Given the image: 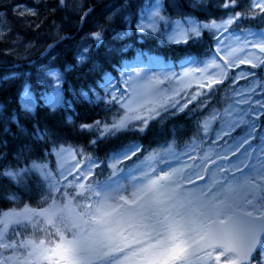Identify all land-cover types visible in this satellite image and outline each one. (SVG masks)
Returning <instances> with one entry per match:
<instances>
[{"label": "snow or ice", "instance_id": "obj_1", "mask_svg": "<svg viewBox=\"0 0 264 264\" xmlns=\"http://www.w3.org/2000/svg\"><path fill=\"white\" fill-rule=\"evenodd\" d=\"M40 6L0 0L8 51L46 61L2 77L18 82L19 108L0 104V264H264V29L244 26L264 24V0H219V18L210 0L105 5L59 67L58 44L74 39L60 24L46 46L18 31L40 28ZM43 9L78 24L94 12L78 0ZM107 31L135 37L106 51L118 76L92 60ZM151 40L176 58L134 48ZM70 75L91 76L78 95L104 118L65 115ZM68 124L86 143L69 142Z\"/></svg>", "mask_w": 264, "mask_h": 264}, {"label": "trees", "instance_id": "obj_2", "mask_svg": "<svg viewBox=\"0 0 264 264\" xmlns=\"http://www.w3.org/2000/svg\"><path fill=\"white\" fill-rule=\"evenodd\" d=\"M34 0H22V2H25L29 5H33ZM85 4L88 5L86 8H94V12L87 18L86 23H84L81 30H79L80 24L76 22V15L72 14L69 15L68 13H60L59 15H52L49 13L44 12L43 4L44 3H51V0L49 1H41L40 11L43 13L42 17V23L39 29H36L35 31H29L25 32L23 30V33L27 36L28 40L35 41L38 44L37 45H43L46 46L48 43H51V37L55 34L56 29L53 27V23L60 24L63 28V31L60 33L61 35L68 36V37H74V39H68L65 40L63 43L58 45L57 51L55 55L57 56L56 60V66L59 67L65 60L70 59L72 52L75 50L74 43L75 41L85 32L89 31L94 25L97 24H104V20L102 18V13L106 14L104 12L105 5H110L114 3H119L121 0H84ZM169 0H165L164 4L167 7ZM188 0H185V3H187ZM245 0H241V3H244ZM210 3L213 5V7L209 10L212 13L215 14L216 18H219L221 15L225 14V10L222 8L217 7L216 5L219 3V0H210ZM35 6V5H34ZM2 10V9H0ZM238 10V9H237ZM168 13L170 15H175V13L172 12V9H168ZM192 14L196 16L199 19H203L205 13L199 11V10H193ZM43 25V26H42ZM261 23L258 21H251L249 24H245V27L251 26L253 28H260ZM135 39V37H131L130 44H132V41ZM122 42H117L110 37H108L107 34H105V41L103 44H101L98 48H96L93 51L92 60L94 62H99L100 64L104 65L105 69L108 71H112V73L116 76H118V72L113 71L111 66L107 63V57H106V51L109 47L118 48L120 47ZM134 48H143V50H157L156 55H160L163 58L167 59H175L176 56L173 52L168 51V49L158 44L155 40L146 41L143 44H136ZM134 53V50H130L127 54V59H131V54ZM1 54V52H0ZM38 56V55H37ZM1 58L3 59V67H0V79L6 74H9L10 72L16 71L15 64L19 61H16L15 57L8 54V55H1ZM120 59L118 55L115 53L112 54V61L113 63L116 62V60ZM23 65V64H22ZM11 68H13L11 70ZM18 73V72H17ZM68 83H70L73 87V91L77 93V95H73L70 92H65V97L68 100H71L73 102L72 107L75 109V112L69 111L68 113H65V115H72L74 122L78 125L80 123H91L94 119H102L106 115L102 111V105L100 107H95L93 105L88 104L87 101L83 100L82 97L78 95L79 90L82 86L87 85L91 82V76L88 75L87 78L84 76L77 77L75 75H70L67 77ZM35 87V85H34ZM67 88V85H65ZM86 90V88H85ZM0 104L4 105L5 108H19L18 103V82L17 83H5L1 82L0 86ZM60 112H63V109L59 110ZM43 114L42 109H37V115L38 117ZM59 115V113H58ZM110 115V114H109ZM181 127L184 126V120L182 119L180 122ZM14 130V126H13ZM66 131L68 132L70 136L69 142H75L84 144L86 143L85 137H78L76 133L72 132V125L68 124ZM10 139V138H9ZM145 146H147V139L144 141ZM11 147V144L9 145V148ZM6 151L8 149H5ZM102 154V153H99Z\"/></svg>", "mask_w": 264, "mask_h": 264}, {"label": "rangeland", "instance_id": "obj_3", "mask_svg": "<svg viewBox=\"0 0 264 264\" xmlns=\"http://www.w3.org/2000/svg\"><path fill=\"white\" fill-rule=\"evenodd\" d=\"M41 1H49V0H41ZM73 2H77V0H73ZM78 2L82 5V6H84L85 8L88 6V5H86L85 4V1L84 0H78ZM122 2V0L121 1H119V3H121ZM136 2H138V0H132V3H136ZM165 1L163 0V3H164ZM36 4V0H34L33 1V5H29V6H34ZM118 4V3H117ZM173 16V18L175 19L176 18V16L175 15H172ZM42 19H43V17H42ZM39 22V21H38ZM43 26V25H42ZM112 27L113 28H115V29H117V30H119L120 29V23L119 22H117V23H114L113 25H112ZM260 28H262V29H264V24H262L261 25V27ZM36 29H31V30H28L27 32H29V31H35ZM91 30H95V28H94V26L89 30V31H91ZM18 31H19V33H20V35H22V36H26L24 33H23V29H18ZM89 31H87V32H85L81 37H83V36H85ZM106 34L108 35V37H110L111 39H113V37H112V32L111 31H107L106 32ZM27 37V36H26ZM81 37L80 38H78L77 40H76V45L77 44H79L80 42H81ZM131 37H134V36H130V37H127V38H125V41H117V40H115V41H117V42H122V43H130V39H131ZM15 38V34H13V36H12V39H14ZM12 39H9V40H7V41H5V40H0V52H1V54H5V55H8V54H10V55H12V56H14L16 59H17V61L18 60H22V61H28L29 62V60L31 59L32 60V58H33V56H35L36 54H37V52L36 51H33L30 55L29 54H25V53H23V52H20V54L19 55H16V54H14V53H12V52H10V51H8V49L9 48H11V47H13V45H12ZM114 40V39H113ZM104 41H105V39H104ZM104 41H103V43H104ZM25 43H27L28 42V39H26L25 41H24ZM33 43H35L36 45L38 44L37 42H35V41H32ZM102 43V44H103ZM38 47H40V46H43V45H37ZM146 51H148V50H146ZM0 54V55H1ZM149 54H157V50H154L153 52H151V53H149ZM133 56H134V53H132L131 54V59L133 58ZM163 58V57H162ZM242 68L243 67H247V66H241ZM32 73L34 74L35 73V69L33 68V70H32ZM241 84H243V81H241L240 82ZM195 87V86H194ZM190 107H191V105H190Z\"/></svg>", "mask_w": 264, "mask_h": 264}]
</instances>
